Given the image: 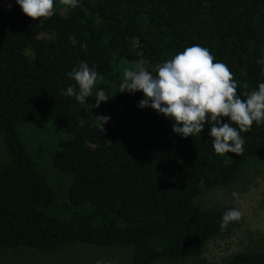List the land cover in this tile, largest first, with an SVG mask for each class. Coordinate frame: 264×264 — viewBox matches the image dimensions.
Instances as JSON below:
<instances>
[{
    "label": "trees",
    "instance_id": "trees-1",
    "mask_svg": "<svg viewBox=\"0 0 264 264\" xmlns=\"http://www.w3.org/2000/svg\"><path fill=\"white\" fill-rule=\"evenodd\" d=\"M207 48L228 66L237 93L264 83V0H54V14L34 21L16 0H0V247L40 253L71 243L129 246L131 264L195 258L221 230L225 211L201 207L200 195L228 186L251 159L264 162V123L242 132V154L214 152L205 124L182 138L172 121L141 108L142 91L123 92L124 117L102 133L83 105L63 93L84 61L119 86L123 70L147 60L156 69L186 47ZM78 87V86H77ZM45 117L67 142L49 157L69 176L62 218L49 211L56 191L21 138L18 126ZM81 120L84 121L81 126ZM233 122L222 119L221 121ZM220 264H264V249L239 251Z\"/></svg>",
    "mask_w": 264,
    "mask_h": 264
},
{
    "label": "clouds",
    "instance_id": "clouds-1",
    "mask_svg": "<svg viewBox=\"0 0 264 264\" xmlns=\"http://www.w3.org/2000/svg\"><path fill=\"white\" fill-rule=\"evenodd\" d=\"M16 3L22 13L34 21L48 19L54 14V0H16ZM59 3L71 8L78 6V0H59ZM147 63V60H140L134 68L123 70L120 92L142 91L144 98L138 106L150 107L165 118H170L174 121L172 131L182 138L200 135L205 124H209V136L216 154L239 155L244 152L245 141L241 133L250 131L254 122L264 123V83H260L256 90L245 92L246 99H242L228 66L216 61L210 51L200 45L186 47L175 54L156 69L155 75L144 67ZM257 63H264V60ZM68 76L75 86H69L63 94L74 97L87 109L99 107L102 101L109 99L104 88H97L103 84V76L98 75L86 62L81 61ZM89 96H95L94 104H86L85 98ZM94 117L96 126L103 133V125L109 117ZM222 119L233 122L237 127L228 122L222 123ZM83 123L81 120V126ZM232 195L236 197L237 193L233 192ZM241 218L239 209L225 211L221 230ZM97 264H101V261H97Z\"/></svg>",
    "mask_w": 264,
    "mask_h": 264
},
{
    "label": "rangeland",
    "instance_id": "rangeland-1",
    "mask_svg": "<svg viewBox=\"0 0 264 264\" xmlns=\"http://www.w3.org/2000/svg\"><path fill=\"white\" fill-rule=\"evenodd\" d=\"M104 88L109 96L99 107L87 109L90 118L108 116L103 126L124 117L119 106L113 105L120 101L119 86L104 78ZM95 91V90H94ZM86 104H94L95 96L85 98ZM21 138L35 160L38 168L45 174L48 182L56 191V202L50 213L62 218L67 217L71 210L62 209L61 201L65 198L69 176L53 169L49 157L63 147L68 135L42 117L39 123H23L18 126ZM8 161V155L0 134V165ZM237 193L234 197L232 193ZM197 203L201 207L236 208L242 212V218L234 227L212 238L203 253L195 258H178L157 260L153 264H220L239 251L264 249V162L260 159L247 161L240 170L237 179L228 186H217L200 195ZM131 248L129 246L97 247L89 244L71 243L50 253H40L28 247L16 249L0 247V264H131Z\"/></svg>",
    "mask_w": 264,
    "mask_h": 264
}]
</instances>
